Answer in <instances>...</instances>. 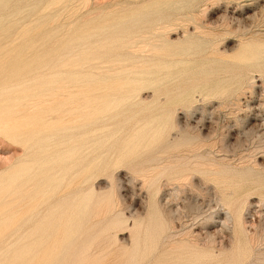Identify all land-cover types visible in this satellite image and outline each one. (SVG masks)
Wrapping results in <instances>:
<instances>
[{"label": "rangeland", "instance_id": "obj_1", "mask_svg": "<svg viewBox=\"0 0 264 264\" xmlns=\"http://www.w3.org/2000/svg\"><path fill=\"white\" fill-rule=\"evenodd\" d=\"M31 50L85 107L3 128L0 99V264H264V0H0V61ZM71 142L89 175L57 198Z\"/></svg>", "mask_w": 264, "mask_h": 264}, {"label": "bare ground", "instance_id": "obj_2", "mask_svg": "<svg viewBox=\"0 0 264 264\" xmlns=\"http://www.w3.org/2000/svg\"><path fill=\"white\" fill-rule=\"evenodd\" d=\"M69 63L70 62L67 60V58L63 59L59 56L47 55L44 53H40L39 50H31L29 56L17 59L14 61V63L10 62L9 60L4 62L0 61V86L3 87L0 93V99L7 101L9 98L13 97V93H15L17 97H22L21 101H19V103H17L16 105L12 107H9V105L7 106L9 107V109L5 111L3 115H1V119L5 120V122H3L2 124V127H11V124L15 123L14 121L17 122L23 119L24 115L27 114H24L27 103L40 104L42 105V107H58L55 114L57 118H77V112L80 110L79 107H82L83 105L84 108L85 105L83 104V101L77 100V98H75V93L79 90V83L71 76L73 73L72 69H62L63 66L65 67ZM30 90H34V92L29 96H23L27 91ZM16 106H18V111L13 112V109ZM20 107L22 108L21 110L19 109ZM32 110H34V108H32ZM82 111L86 112L84 110ZM11 113L12 115H10ZM90 126H93L92 119L89 124H82L80 127L72 125V127L68 129L63 128L60 130H56L52 133L51 136L56 137L57 144H60L61 142L63 143L64 138L69 135H74V133H82L86 135V132H88ZM16 129L20 128L18 127ZM30 141L31 140L26 139H21V141H19V143L24 147L27 153L29 152V150L39 149L43 147L47 142L41 141L39 143L32 144L30 143ZM71 147L72 142L64 144L61 147L58 156L61 161V168L55 169L53 167V178L51 177V180H56L55 188L57 187V192L53 194L54 197H57L64 188L70 187L69 185L74 183V181L76 180L80 184L87 181L89 172L85 171L83 173H76L78 169L75 166V158L73 157L78 153L75 151H69ZM80 154L82 155V153ZM38 156H40V154H38ZM67 156H70L71 158H64ZM28 157L32 156L29 155ZM23 160L28 161V158H24ZM50 161L51 163L49 164V166H52L54 159H51ZM90 161V157H82V164L84 167H86ZM29 174L30 173L27 168L22 173L24 177ZM31 214L32 213H26V215L28 216V221L30 217H32ZM29 222H31V220ZM47 225L48 226L46 230H52L54 226L52 218Z\"/></svg>", "mask_w": 264, "mask_h": 264}]
</instances>
